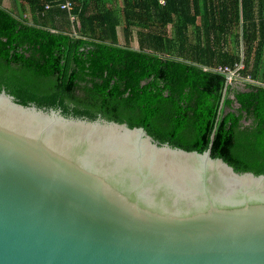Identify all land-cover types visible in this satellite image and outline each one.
Instances as JSON below:
<instances>
[{"label": "water", "instance_id": "1", "mask_svg": "<svg viewBox=\"0 0 264 264\" xmlns=\"http://www.w3.org/2000/svg\"><path fill=\"white\" fill-rule=\"evenodd\" d=\"M0 264H264V174L2 90Z\"/></svg>", "mask_w": 264, "mask_h": 264}, {"label": "trees", "instance_id": "2", "mask_svg": "<svg viewBox=\"0 0 264 264\" xmlns=\"http://www.w3.org/2000/svg\"><path fill=\"white\" fill-rule=\"evenodd\" d=\"M9 3L0 91L16 103L141 127L186 151L210 145L235 171L264 174V88L214 71L242 64L264 82V0Z\"/></svg>", "mask_w": 264, "mask_h": 264}, {"label": "built area", "instance_id": "3", "mask_svg": "<svg viewBox=\"0 0 264 264\" xmlns=\"http://www.w3.org/2000/svg\"><path fill=\"white\" fill-rule=\"evenodd\" d=\"M160 3H163V0H159ZM71 3L66 1L60 5V9L69 11L71 9ZM73 19V17H71ZM242 69V64L236 65L234 68H228V67H218L214 69V71L222 73L225 75L226 80L231 82H239V83H246L250 84L256 87H262L264 88V82H260L258 80H253L250 77H243L240 75L239 70Z\"/></svg>", "mask_w": 264, "mask_h": 264}, {"label": "rangeland", "instance_id": "4", "mask_svg": "<svg viewBox=\"0 0 264 264\" xmlns=\"http://www.w3.org/2000/svg\"><path fill=\"white\" fill-rule=\"evenodd\" d=\"M10 1V0H9ZM5 5L7 6V7H9L10 6V3L9 2H7L6 0H5ZM133 47H135L136 48V45L135 44H133Z\"/></svg>", "mask_w": 264, "mask_h": 264}, {"label": "crops", "instance_id": "5", "mask_svg": "<svg viewBox=\"0 0 264 264\" xmlns=\"http://www.w3.org/2000/svg\"><path fill=\"white\" fill-rule=\"evenodd\" d=\"M7 2H9L8 0H6ZM6 3V2H5ZM11 4V3H10Z\"/></svg>", "mask_w": 264, "mask_h": 264}]
</instances>
